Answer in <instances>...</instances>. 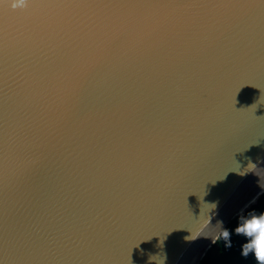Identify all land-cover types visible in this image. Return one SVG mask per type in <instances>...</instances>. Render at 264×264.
Wrapping results in <instances>:
<instances>
[{
    "label": "water",
    "instance_id": "obj_1",
    "mask_svg": "<svg viewBox=\"0 0 264 264\" xmlns=\"http://www.w3.org/2000/svg\"><path fill=\"white\" fill-rule=\"evenodd\" d=\"M52 15L0 0V264H199L264 192V0L148 51L120 37L54 124L36 81L72 53Z\"/></svg>",
    "mask_w": 264,
    "mask_h": 264
},
{
    "label": "snow or ice",
    "instance_id": "obj_2",
    "mask_svg": "<svg viewBox=\"0 0 264 264\" xmlns=\"http://www.w3.org/2000/svg\"><path fill=\"white\" fill-rule=\"evenodd\" d=\"M35 7L53 13L50 26L69 36L65 45L72 55L52 79L55 83H36L38 94L48 97L51 123L66 119L76 106L81 86L91 71L123 37L119 47L140 53L158 47L165 34L189 17L204 10L237 7L251 0H34ZM95 63H92V62ZM0 63H5V43L0 37ZM3 72V67H0ZM35 163L33 158L28 161ZM8 167L7 140L0 168Z\"/></svg>",
    "mask_w": 264,
    "mask_h": 264
},
{
    "label": "trees",
    "instance_id": "obj_3",
    "mask_svg": "<svg viewBox=\"0 0 264 264\" xmlns=\"http://www.w3.org/2000/svg\"><path fill=\"white\" fill-rule=\"evenodd\" d=\"M261 212H264V192L257 202L246 210L245 215ZM241 217L235 216L228 221L199 264H258L253 253L249 252L247 256L242 254V246L247 238L235 231ZM225 230L230 232L231 246H226V241L222 235Z\"/></svg>",
    "mask_w": 264,
    "mask_h": 264
},
{
    "label": "clouds",
    "instance_id": "obj_4",
    "mask_svg": "<svg viewBox=\"0 0 264 264\" xmlns=\"http://www.w3.org/2000/svg\"><path fill=\"white\" fill-rule=\"evenodd\" d=\"M12 7L23 6L25 0H9ZM235 231L247 239L242 246V254L247 256L253 253L258 264H264V212L253 213L241 217ZM226 246H231L230 232L225 230L222 233Z\"/></svg>",
    "mask_w": 264,
    "mask_h": 264
}]
</instances>
